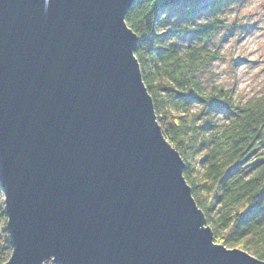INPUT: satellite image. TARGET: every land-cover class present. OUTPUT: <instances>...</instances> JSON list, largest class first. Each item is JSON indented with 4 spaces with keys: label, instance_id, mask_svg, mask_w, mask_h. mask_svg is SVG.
<instances>
[{
    "label": "water",
    "instance_id": "95a60500",
    "mask_svg": "<svg viewBox=\"0 0 264 264\" xmlns=\"http://www.w3.org/2000/svg\"><path fill=\"white\" fill-rule=\"evenodd\" d=\"M135 0H0L3 264H264L213 240L164 137Z\"/></svg>",
    "mask_w": 264,
    "mask_h": 264
},
{
    "label": "trees",
    "instance_id": "16d2710c",
    "mask_svg": "<svg viewBox=\"0 0 264 264\" xmlns=\"http://www.w3.org/2000/svg\"><path fill=\"white\" fill-rule=\"evenodd\" d=\"M232 1L238 0H135L125 21L137 35L134 54L161 131L183 159V176L213 240L264 259V95L242 101L218 85L204 91L194 72L216 52L206 46L181 51L177 44L162 43L158 29L165 13L191 19L203 8L216 10ZM190 28L206 38L220 24L214 18ZM216 111L226 115L222 123H216ZM257 151L247 174L239 166ZM6 218L0 187V264L12 251ZM43 264L55 263L48 259Z\"/></svg>",
    "mask_w": 264,
    "mask_h": 264
},
{
    "label": "rangeland",
    "instance_id": "374dc122",
    "mask_svg": "<svg viewBox=\"0 0 264 264\" xmlns=\"http://www.w3.org/2000/svg\"><path fill=\"white\" fill-rule=\"evenodd\" d=\"M214 18L220 28L206 38H199L190 28ZM186 26L189 28L186 29ZM158 29L163 33L162 43L177 44L181 51L189 46H206L216 52L210 63L194 72L199 87L204 91L218 85L230 90L235 100L242 101L264 95V0L232 1L216 10L206 7L191 19L178 12L165 13ZM168 29L175 31L166 34ZM164 107L172 105L164 104ZM213 117L216 123H222L226 115L216 111ZM258 154L259 151L250 154L239 166L240 169L250 173ZM222 244L235 247L229 243Z\"/></svg>",
    "mask_w": 264,
    "mask_h": 264
}]
</instances>
